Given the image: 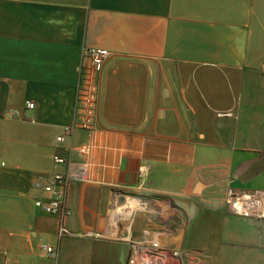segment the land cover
Masks as SVG:
<instances>
[{
    "label": "crops",
    "instance_id": "crops-1",
    "mask_svg": "<svg viewBox=\"0 0 264 264\" xmlns=\"http://www.w3.org/2000/svg\"><path fill=\"white\" fill-rule=\"evenodd\" d=\"M89 48L112 53L99 118L59 143ZM81 167L60 241L36 183ZM231 190L264 192V0H0V264H128L145 240L264 264V220Z\"/></svg>",
    "mask_w": 264,
    "mask_h": 264
},
{
    "label": "built area",
    "instance_id": "built-area-1",
    "mask_svg": "<svg viewBox=\"0 0 264 264\" xmlns=\"http://www.w3.org/2000/svg\"><path fill=\"white\" fill-rule=\"evenodd\" d=\"M112 53L105 49H86L84 58L87 60L80 68L77 83V115L76 120L65 129L64 137L58 138L59 142H65V136L71 137L76 130H94L97 117L101 108L102 77L107 62ZM28 109L34 110L35 105L28 103ZM19 115V112H15ZM83 155L88 154V147L81 148ZM56 164L65 163V159L55 156ZM73 180L87 181L88 168L81 167L76 173L53 174L43 184L47 197L37 202V207L43 213L56 217L59 220L57 236L59 238L77 237L70 232L67 223L73 212L68 204L69 184ZM227 204L230 210L239 216L264 220V192H238L231 190ZM87 239H103V234L88 233L80 236ZM47 257L58 258L59 252L52 248H45ZM181 253L175 249L164 248L159 244L149 241L133 243V253L128 264H180Z\"/></svg>",
    "mask_w": 264,
    "mask_h": 264
},
{
    "label": "rangeland",
    "instance_id": "rangeland-1",
    "mask_svg": "<svg viewBox=\"0 0 264 264\" xmlns=\"http://www.w3.org/2000/svg\"><path fill=\"white\" fill-rule=\"evenodd\" d=\"M90 49H98V48H89V50H90ZM105 50H106V49H105ZM84 51H85V50H84ZM83 61H86V62H87V60H85V58H84V52H83ZM82 66H83V65H82ZM82 66H81V67H82ZM81 67H80V68H81ZM102 78H103V77H102ZM102 87H103V80H102ZM101 99H102V94H101ZM14 115H15V114H14ZM76 115H77V102H76ZM98 118H99V115H98V117H97V120H98ZM75 120H76V116H75L74 121H75ZM74 121H73V122H74ZM73 122H72V123H73ZM72 123H71V124H72ZM71 124H70V125H71ZM95 124H96V123H95ZM94 127H95V126H94ZM62 137H64V136L62 135ZM65 139L67 140V136H65ZM57 142H59L58 139H57ZM59 143H61V142H59ZM65 161H66V162L63 163L62 165H69V164H70L69 162H67L66 159H65ZM71 165H72V164L69 165V168H71ZM70 172H71V171H70ZM59 174H61V173H59ZM66 174H68V173H65V175H66ZM62 175H64V174H62ZM47 179H49V178H47ZM47 179H44V180H40V181H38V182L36 183V185H37L38 187H41V188H42V184H43ZM235 191H237V190H235ZM238 192H245V191H238ZM255 192H256V191H255ZM252 193H254V192H252ZM41 200H44V199H41ZM38 201H39V200H38ZM38 201H37V202H38ZM37 202H36V204H37ZM36 207H37V205H36ZM37 208H38V207H37ZM38 209H39V208H38ZM50 216H51V215H50ZM57 237H58V236H57ZM58 238H59V237H58ZM63 239H64V238H59L60 241L63 240ZM45 248H52V249H54L56 252H59V250H57V249H55V248H53V247H48V246H47V247H44V248H43V251H44ZM48 258H50V257H48Z\"/></svg>",
    "mask_w": 264,
    "mask_h": 264
}]
</instances>
